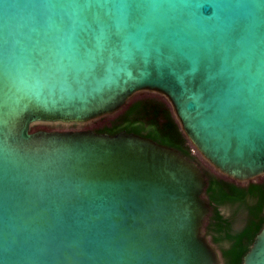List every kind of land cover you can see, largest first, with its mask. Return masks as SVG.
<instances>
[{"label":"water","instance_id":"95a60500","mask_svg":"<svg viewBox=\"0 0 264 264\" xmlns=\"http://www.w3.org/2000/svg\"><path fill=\"white\" fill-rule=\"evenodd\" d=\"M132 2L0 0V264L223 263L199 164L89 127L157 94L216 173L263 177L264 0Z\"/></svg>","mask_w":264,"mask_h":264},{"label":"trees","instance_id":"16d2710c","mask_svg":"<svg viewBox=\"0 0 264 264\" xmlns=\"http://www.w3.org/2000/svg\"><path fill=\"white\" fill-rule=\"evenodd\" d=\"M39 128L45 127L38 126L37 129ZM89 128L110 134L121 130L134 132L177 148L188 158L195 160L205 173V195L211 204L206 232L211 234L212 241L220 247L222 264H242L243 255L264 222V176L258 180L239 183L216 173L193 152L169 103L157 94H138L120 111L97 121ZM222 206H229L231 213L224 214ZM239 212L244 213V217L240 225L235 226L234 220Z\"/></svg>","mask_w":264,"mask_h":264},{"label":"snow or ice","instance_id":"6c2138e0","mask_svg":"<svg viewBox=\"0 0 264 264\" xmlns=\"http://www.w3.org/2000/svg\"><path fill=\"white\" fill-rule=\"evenodd\" d=\"M126 3L130 5V4H132L133 2H132V0H126Z\"/></svg>","mask_w":264,"mask_h":264},{"label":"flooded vegetation","instance_id":"af4514ba","mask_svg":"<svg viewBox=\"0 0 264 264\" xmlns=\"http://www.w3.org/2000/svg\"><path fill=\"white\" fill-rule=\"evenodd\" d=\"M230 211H231V208H230ZM244 214V213H243Z\"/></svg>","mask_w":264,"mask_h":264}]
</instances>
